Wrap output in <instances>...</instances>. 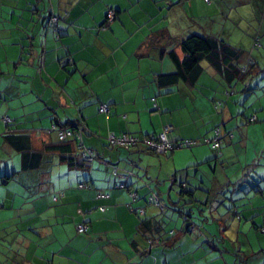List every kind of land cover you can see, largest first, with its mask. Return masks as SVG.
Wrapping results in <instances>:
<instances>
[{"label": "crops", "instance_id": "0c3cea01", "mask_svg": "<svg viewBox=\"0 0 264 264\" xmlns=\"http://www.w3.org/2000/svg\"><path fill=\"white\" fill-rule=\"evenodd\" d=\"M220 1L0 0V264H264V98L247 110L264 87V0ZM53 14L59 31L46 28ZM235 22L259 24L232 43L245 62L252 56L251 74L228 82L205 65L193 84L159 85V75L175 70L171 52L183 57L184 38L230 42L221 34ZM252 113L260 125L248 124ZM71 123L88 128L83 141L97 158L86 165L63 160L55 147L53 125ZM166 124L178 139L202 140L219 125L234 137L221 153L205 143L162 154L107 138H143ZM26 150L34 152L27 166ZM151 194L162 204L150 203ZM168 209L192 214L198 229L174 227ZM81 223L86 232L78 231Z\"/></svg>", "mask_w": 264, "mask_h": 264}, {"label": "trees", "instance_id": "16d2710c", "mask_svg": "<svg viewBox=\"0 0 264 264\" xmlns=\"http://www.w3.org/2000/svg\"><path fill=\"white\" fill-rule=\"evenodd\" d=\"M116 15H117V11H116ZM49 19L46 25L47 29H49L48 27ZM181 48L183 51V57H180L178 53H176L175 51L171 52V57L175 63V70L172 72L163 73L159 75L158 83L160 86L168 87L182 81L193 84L196 80H198V78L204 72L205 65H209L213 67L215 71L217 73H220L222 77L228 82L243 80L244 77L252 73L251 69L252 66L254 65L252 56L248 57L247 62H245L244 60V57H246L245 51L242 48H238L237 46L231 44L227 40L222 39L220 37L213 35H202L198 33H192L183 39L181 43ZM205 62L207 64H205ZM155 99L156 98H154L153 100ZM219 102L220 104H218ZM221 105H222V101H218L216 103L217 108H219ZM108 106L110 109V105ZM257 119L258 118H256V120ZM248 120L249 122H252L250 118ZM81 124L83 123H76V124L71 123V125L68 124V125H60V126L68 127L73 130H78ZM221 127L227 132L231 131L224 128L223 126ZM6 137L11 143L17 145L18 147L22 146L21 139H23L24 137H22L21 135L8 134L6 135ZM182 139H187V138H182ZM190 139H194V138H190ZM59 140L61 144L55 147L62 150L63 160L68 161L70 164H79V165H86L91 162L85 159V157L77 150V147L72 142V140L70 141L69 138H66L65 140H61V139ZM24 142L27 144L28 147V141L25 139ZM176 148L177 147H175L174 149ZM32 153L34 152H28L27 150L24 152V158L26 159V163H25L26 166L28 165L27 158L30 157ZM157 154H162V153H157ZM36 155L37 154H35V156ZM188 192L190 191H188L186 185L183 184L181 194L184 196L185 193ZM191 215L192 214L189 213H184V212L182 213V218H183L182 228L183 230L185 229L186 231L189 232L198 229V227H195V229L192 228L193 225L196 226L198 225L193 220ZM263 228L264 227H260V229L264 232ZM169 234L170 236H173L175 234V231L171 230ZM150 240L153 241V238ZM162 240H165V238H163Z\"/></svg>", "mask_w": 264, "mask_h": 264}, {"label": "built area", "instance_id": "2783aa9c", "mask_svg": "<svg viewBox=\"0 0 264 264\" xmlns=\"http://www.w3.org/2000/svg\"><path fill=\"white\" fill-rule=\"evenodd\" d=\"M116 17V11L114 8H110L107 13L108 20H112ZM59 16L53 14L50 16L48 27L54 29L55 31H59ZM220 104V102L218 103ZM101 111H108L109 106L107 104H103L100 108ZM256 116H252L250 118L251 121L256 120ZM9 120V118H6ZM88 128L86 125L81 124L78 130H73L68 127L59 126L58 124H54L52 127V131L56 132L58 138L61 140H65L66 138H73L77 150L87 159L88 161H92L96 158V154L92 148L87 147L83 141V135ZM234 137L233 131L227 132L221 126H217L213 130V134L209 137H205L202 142L210 144L215 151L218 153L222 152V145L226 138ZM110 144L116 147H124L131 148L139 143H143L146 145L147 149L154 151L156 153H166L169 150L174 149L175 147H184V146H194L200 144V139H178L172 136V125L166 124L163 127V130L158 133H154L151 135H146L143 138L136 136L130 133H124L117 135L115 133H110L107 137ZM114 171L117 172V168H114ZM87 183H83L82 186H87ZM133 199L136 200L138 194L136 191L132 192ZM150 203L162 204V200L157 194H151L148 198ZM140 213H144V208L135 209ZM196 225H193L192 228L195 229ZM88 230V225L85 223H81L78 225L79 232H86ZM264 230V228H263Z\"/></svg>", "mask_w": 264, "mask_h": 264}, {"label": "rangeland", "instance_id": "374dc122", "mask_svg": "<svg viewBox=\"0 0 264 264\" xmlns=\"http://www.w3.org/2000/svg\"><path fill=\"white\" fill-rule=\"evenodd\" d=\"M196 2H200L201 0H195ZM209 1V0H208ZM212 1H214L215 2V0H212ZM221 1H223V3H224V5H229V2H233V1H236V0H221ZM220 1V2H221ZM238 1V0H237ZM239 2V1H238ZM243 5H246V3H244V2H241V4H239V6H237L236 8H233V10H232V12L234 13L236 10H238V11H242L243 10V8H242V6ZM249 9V7H247V8H245V10H248ZM229 7H227V6H225L222 10L220 9V11L221 12H223L224 13V15H227V13H229ZM262 15H263V13H261L260 14V18L262 17ZM220 16H222V15H220ZM218 18H219V16H217V18H215V17H213L212 18V21L214 22L213 23V26H214V24L215 23H217L218 21ZM261 19H263V17L261 18ZM260 19V20H261ZM255 22H257L256 20H254ZM229 25V24H228ZM236 25H237V23L235 22L234 23V25H233V30H232V32L230 33V34H228V35H222L221 34V36L223 37H226V38H228L229 39V41L231 42V44L233 43V44H239V37H237V36H240L241 34H243V31H246V30H251V31H253L254 30V28H256L258 25L257 24H253V23H249L248 25H246V24H240L239 25V28H237L236 27ZM263 27H264V22H263ZM237 32H240V34L238 35V33ZM242 32V33H241ZM260 35L261 36H264V30L263 31H261V33H260ZM237 37V38H236ZM260 39L258 38L257 39V49H260L261 47H262V45L261 44H263V43H260V41H259ZM259 45V46H258ZM264 49V48H263ZM205 64H207L206 62H205ZM227 94V93H226ZM260 94H262V96H259ZM227 96V95H226ZM226 96H225V98H226ZM240 96V93L239 92H236V93H234V94H232V98H235V97H239ZM230 97V96H229ZM228 97V98H229ZM264 98V87H261V88H258L256 91H255V93H252V98H248V101H247V106H248V109L247 110H250V112H253L254 111V109H252V106L251 105H253V102L255 101V99H261V98ZM260 101V100H259ZM239 108H241V109H243L244 107H243V105H241V104H239ZM253 114V113H252ZM253 116H256L257 117V115L256 114H253ZM241 118H242V121L244 122V123H246V122H248L247 120H245L244 119V117L243 116H241ZM251 118V117H250ZM258 120V119H257ZM250 122H248V124H249ZM260 123H262V122H256V121H254V122H252V125H260ZM203 140V139H202ZM202 140H200L201 142H200V144H198V145H194V146H184V147H182V149H192V148H194V147H196V146H199V145H202V144H205L204 142H202ZM250 147H251V149H252V147H253V142H252V140L250 141ZM206 144H208V143H206ZM210 145V144H209ZM203 172V171H202ZM170 185H168V187H169ZM179 187V186H178ZM172 199H173V201L174 202H181V201H183V200H181V197L179 196V193L178 192H175V193H172ZM185 199H187V197H185ZM162 200V199H161ZM172 208H174V207H172ZM177 211V210H176ZM165 213H169V217H168V219L167 220H169L170 219V213L171 214H173L174 215V221H171L170 223H173L174 224V227H180L181 225H183L182 223H183V218L182 217H179L178 216V214L177 213H175V212H171L169 209L165 212ZM196 218H199V214L197 213L196 214ZM179 222V223H178ZM172 226V224L170 225V227ZM263 232V231H262ZM264 233V232H263Z\"/></svg>", "mask_w": 264, "mask_h": 264}]
</instances>
